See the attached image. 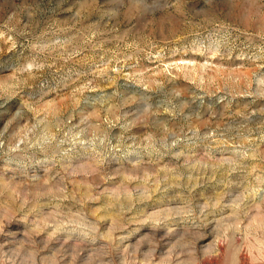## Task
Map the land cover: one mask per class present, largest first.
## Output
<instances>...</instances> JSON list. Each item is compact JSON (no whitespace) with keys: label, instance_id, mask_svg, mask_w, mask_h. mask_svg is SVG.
<instances>
[{"label":"rangeland","instance_id":"374dc122","mask_svg":"<svg viewBox=\"0 0 264 264\" xmlns=\"http://www.w3.org/2000/svg\"><path fill=\"white\" fill-rule=\"evenodd\" d=\"M0 264H264V0H0Z\"/></svg>","mask_w":264,"mask_h":264}]
</instances>
